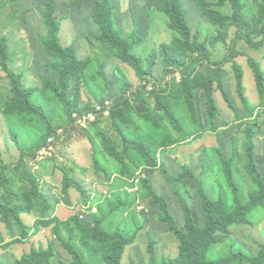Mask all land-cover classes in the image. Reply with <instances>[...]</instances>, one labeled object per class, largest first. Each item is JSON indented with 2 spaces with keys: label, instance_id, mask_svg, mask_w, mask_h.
<instances>
[{
  "label": "rangeland",
  "instance_id": "374dc122",
  "mask_svg": "<svg viewBox=\"0 0 264 264\" xmlns=\"http://www.w3.org/2000/svg\"><path fill=\"white\" fill-rule=\"evenodd\" d=\"M219 1L209 3L214 6ZM49 4L62 24V44L74 49L78 58L91 61L82 76L72 80L64 95L67 104L54 91L56 79L47 66L54 58L41 49L39 42L45 32L43 15ZM232 7L229 2L223 8L212 9L232 16ZM187 9L194 40L209 44L214 58L200 67L191 66L195 64L194 53H189L180 63L183 75L193 74L197 68L207 76L214 69L223 71L224 86L234 106H228L218 89L219 83H214L211 93L219 112L215 129L204 90L196 91L193 97L194 111L189 109L185 98L157 105L155 95L170 87L180 74L165 70L158 58L153 75L145 78L154 91L141 86L143 80L136 72L116 56L111 46L100 41L99 30L92 20L96 0H0V43L5 53L4 58L0 57V205L37 208L33 213L37 219L26 224V229L19 220L25 214L19 215L21 218L18 214H10L7 219L0 217V264H13L31 249L49 247L54 250L50 264L71 263L73 258L65 244L80 253L84 264H105L103 254L107 246L78 227V224L94 227L98 219L105 231L119 230L132 240L125 248L121 264H151L150 247L157 263L177 259L180 242L149 190L165 201L182 230L184 201L190 206L195 223L205 224L199 183L210 197L222 195L228 210L235 208L233 190L218 164V151L225 158L231 157L233 148L237 151L234 173L246 200L253 185L245 178V129L246 124L255 125L257 166L264 173V100L257 91L251 69L253 84L247 78L243 83L247 103L241 99L233 64L226 60L232 61V56H237V63L248 66L247 57L251 56L264 63V48L259 52L251 46L254 40L264 43V0H239L236 27L229 20L211 25L209 18L206 22L195 19L199 16L195 15L194 7L188 5ZM214 17L219 21V17ZM120 27L123 28L122 24ZM156 38L157 43L135 49L134 54L147 59L155 52L152 46L170 42L171 34L162 33ZM217 39L224 43L213 47ZM196 57L200 59V54ZM218 61L221 63L215 67ZM4 67L17 75L18 93L14 92L13 79ZM144 68L148 65L144 64ZM135 87L137 91L127 96ZM107 97L115 102L123 97L128 103L122 102L115 118L88 131L73 125L69 106L75 102L93 105ZM140 136L152 141L147 145L150 149L147 156L132 145ZM48 137L55 139L54 154L42 159L35 149L43 146ZM167 137L175 139V144L163 146ZM96 162L106 174L96 172ZM185 167L195 173V180L179 178ZM94 171L102 175V180H96L97 184L84 180ZM48 177L52 187L46 182ZM137 179L140 189L132 192ZM104 190L111 198H104L106 195L101 192ZM70 191L80 193V198L71 197ZM47 207L62 208L59 216L52 218ZM247 218L246 224L232 225L229 233L219 234L220 242L211 248L210 259L240 264L236 253L241 250L248 255L258 253L259 245L264 244V207L252 210Z\"/></svg>",
  "mask_w": 264,
  "mask_h": 264
},
{
  "label": "trees",
  "instance_id": "16d2710c",
  "mask_svg": "<svg viewBox=\"0 0 264 264\" xmlns=\"http://www.w3.org/2000/svg\"><path fill=\"white\" fill-rule=\"evenodd\" d=\"M79 1V0H74ZM200 9L206 15L210 22L218 25L226 20L231 21L232 26L236 27L235 17H237L239 11V0H220L216 5L209 3V0H197ZM164 8V12L169 17V29L177 32L180 37H175L169 44H162L152 55L147 59H143L140 56L134 54L133 50L142 43V39L136 34H130L125 37L116 28L114 23V10L111 0H96V10L93 14L92 20L99 30V39L102 43L111 46L116 56L133 69L137 76L142 79V82H147L145 78L153 75V68L160 58L161 63L165 70L179 73L180 80L175 79L172 85L165 89L162 93L155 95L157 105H162L163 102H181L185 98L186 103L191 111H194L193 97L196 91L204 90L208 97V103L210 107V117L213 121V128L215 129V120L219 116V112L215 108L214 98L212 97L213 84L219 83L218 89L222 91L225 101L230 108H234L230 100V94L226 91L224 86V75L214 69L213 73L209 76L200 72L198 68L186 77L183 75L181 62L185 58L189 57V53H194L195 64L202 66L205 61L211 63L212 52L209 48V44L194 40V35L188 24L186 18V11L183 7L182 0H161ZM231 2L233 8L232 16H225L220 9L213 10L212 7L223 8ZM213 10V11H210ZM54 9L49 4L43 15V28L44 34L40 37L39 42L41 49L49 56L54 58L52 63H47L53 76L56 79L57 86L54 87V91L64 100L67 104L64 95L70 89L72 80L82 76L85 67H88L91 61L80 59L74 49L71 47L64 46L61 42L62 24L60 20L54 17ZM219 17V21H215V17ZM239 30V27H238ZM237 37H239L237 35ZM252 47L259 49L264 43L258 41H252ZM212 46H215L213 43ZM196 54V55H195ZM200 54V59L196 56ZM5 53L3 45L0 43V57L4 58ZM237 57V56H236ZM236 57L232 56V61L227 59V63L233 64V70L237 77V90L241 99L247 103L246 97L244 96V71L242 66L235 61ZM248 66L252 71L254 82L261 99L264 100V72L261 69L258 61L251 57H247ZM221 62H217V67ZM144 64L148 65V68H144ZM216 64V63H215ZM223 64H221L222 66ZM195 66V67H196ZM193 67V68H195ZM10 77L13 79L12 87L15 93H18L19 82L18 77L6 67ZM145 79V80H144ZM148 83V82H147ZM147 90V87L144 86ZM217 89V87L214 86ZM109 98V97H107ZM107 98L98 99V102H103ZM111 99V98H109ZM113 100V99H112ZM126 101L125 98L120 97L115 102V106L112 110V115L108 119L99 120L93 127L101 124L102 122L112 120L115 118V113L119 108H122V102ZM128 103V101H126ZM91 104L82 106L75 102L73 106H69L70 116L74 112H82L92 109ZM171 108V107H169ZM167 109L166 112H168ZM170 113V112H169ZM255 125L246 124V157H245V171L246 179H248L253 187L247 193L246 200L242 196L241 184L236 180L234 173V163L237 158V151L233 148L232 155L230 158H225L221 151H218L219 162L221 170L226 177V181L229 187L232 188L234 193V202L236 207L228 210L224 198L222 195L213 198L210 197L203 189L202 183H199L198 192L202 200V208L205 218V224L203 226L195 223L194 217L191 212L190 206L184 201L182 208L185 217L184 230L180 229L175 222L173 216L167 209L165 201L160 198L151 188L149 190L150 196L154 198L156 203H159L163 213L164 220L169 224L170 231L180 242V255L177 259H165L162 263H157L154 259L153 247H150V253L152 255L151 264H227V261H214L209 258V252L211 248L220 242V233H229V227L232 225L246 224L247 215L256 208L264 207V176L258 169L255 159ZM90 128V129H91ZM89 130V129H88ZM85 130V131H88ZM141 138L135 143L133 142L134 149L138 150L141 154L147 156L150 149L147 147L152 141L148 138ZM49 137L43 146L39 149H35V152L41 150L47 145ZM175 139L167 137V142L163 146H172L175 144ZM94 168L97 173L106 174L96 162ZM184 171L179 175L180 179H196L195 173L185 167ZM79 187V186H78ZM109 199V198H108ZM50 208L47 207L48 211ZM36 207H6L0 205V217L4 219L8 218L10 214H18V218L22 214H33L36 211ZM20 215V216H19ZM21 226L26 229L27 225L23 219H19ZM49 224V223H47ZM79 229L82 232H88L94 240H97L107 246V250L103 254V260L105 264H121L122 257L125 248L132 242L131 239L123 235L119 230L114 232L105 231L101 225V220H96L95 226L86 228L78 224ZM65 249L72 255L73 261L71 263L63 264H84V261L80 253L72 245H64ZM258 253L254 255H248L244 251L236 253V259L240 260V264H264V244L259 245ZM54 256V250L52 247L48 249H31L29 253H25L20 259L14 260L13 264H50L51 259Z\"/></svg>",
  "mask_w": 264,
  "mask_h": 264
},
{
  "label": "crops",
  "instance_id": "0c3cea01",
  "mask_svg": "<svg viewBox=\"0 0 264 264\" xmlns=\"http://www.w3.org/2000/svg\"><path fill=\"white\" fill-rule=\"evenodd\" d=\"M111 2L113 5V10H114V23H115L116 28L120 31V33H122L125 37H128L130 34H136L138 37L142 39V43L135 49H138L140 47L142 48L143 46L147 44L151 46L154 42L157 43L158 39L156 37H158L162 33L165 34L167 32L171 34V41L175 37H180V35L177 32H174L171 29H169L168 25H169L170 20H169V17L164 12V8H163V4L161 0H111ZM182 3L186 11V18H187L188 24L192 31L194 29H193L192 21L190 18V13L188 12V9H187L188 5L194 7V9L198 11L197 13V11L194 10L195 15L199 16L195 19H199L201 21L203 20V22H206V20H208V17L204 15V13L199 9L197 0H182ZM121 24L124 29L123 28L121 29L120 27ZM211 25H215V24L211 23ZM217 40L218 41L215 42V46L213 47H217L218 43H222V42L224 43L223 40H219V39ZM170 42H164L162 44H169ZM162 44L159 43L158 46L156 45L152 46V48H154L153 50L157 51L160 45ZM263 48H264V45L263 47L259 48V50H256V51L260 52L263 50ZM135 49L133 50V52L135 51ZM213 56H214V53L212 52V58H211L212 62L214 58ZM257 61L260 64L262 71L264 72V63H262L259 60ZM241 66L244 71V78H247L252 83V80L249 75L250 68L246 65H241ZM227 77H228V74L226 75V78ZM255 159H256V149H255ZM256 163H257V160H256ZM88 166L89 165H86V167ZM263 174L264 173H262V175ZM84 180L92 181L95 183L96 180H102V175L97 174L95 171L90 172L88 174V179L85 178ZM46 182L50 183L51 184L50 187H52V181L51 179H49V177L48 179H46ZM95 184H97V182ZM70 196L73 198H80V193L76 192V195H75L73 194L72 191H70ZM60 208L62 207H59V209L57 207H50L47 213L48 214L50 213L52 218L56 216L58 217ZM22 219L25 221L26 224H29L30 222L35 221L37 217L34 214H31V215L25 214L24 217H22ZM45 220H48V219H45Z\"/></svg>",
  "mask_w": 264,
  "mask_h": 264
},
{
  "label": "built area",
  "instance_id": "2783aa9c",
  "mask_svg": "<svg viewBox=\"0 0 264 264\" xmlns=\"http://www.w3.org/2000/svg\"><path fill=\"white\" fill-rule=\"evenodd\" d=\"M180 80V78H179ZM141 86H146L148 91H154V88L152 86H149L147 82H141ZM137 91V88H133L132 91L127 92V96H131V93H134ZM115 106V102L112 99H105L103 102H95L92 106V109L82 112H74L72 114V123L74 126H76L80 130H88L91 127H93L99 120L108 119L112 115V110ZM59 134H62V131L59 132ZM55 143L54 137H51L48 140V143L46 146H44L41 150L38 151V155L42 159H46L49 157H53L54 154V147L53 144ZM139 179L136 180L135 189H132V192H138L139 191ZM102 194L106 195L104 198H111V194H109L108 191H101ZM97 196V195H96ZM45 232V231H43Z\"/></svg>",
  "mask_w": 264,
  "mask_h": 264
}]
</instances>
